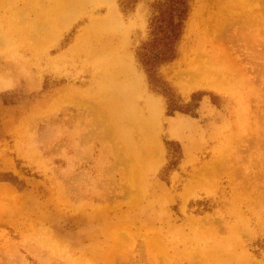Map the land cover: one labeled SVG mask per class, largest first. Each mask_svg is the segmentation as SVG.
<instances>
[{
    "label": "rangeland",
    "instance_id": "rangeland-1",
    "mask_svg": "<svg viewBox=\"0 0 264 264\" xmlns=\"http://www.w3.org/2000/svg\"><path fill=\"white\" fill-rule=\"evenodd\" d=\"M66 1L0 0V264H264V0H190L156 72L195 117L138 64L155 0ZM111 10L142 140L106 121L80 56Z\"/></svg>",
    "mask_w": 264,
    "mask_h": 264
},
{
    "label": "bare ground",
    "instance_id": "bare-ground-1",
    "mask_svg": "<svg viewBox=\"0 0 264 264\" xmlns=\"http://www.w3.org/2000/svg\"><path fill=\"white\" fill-rule=\"evenodd\" d=\"M78 1H81V0H76V2ZM69 2L71 3L73 2V0L72 1L69 0ZM77 4L73 3L71 7ZM67 5H68L67 7H69V4ZM108 14L109 16L107 19L105 18L106 20L101 21V22L96 21L91 26H89L87 29V30L93 29L94 31L97 32V33L95 32L97 34L95 44H98V42H101L102 43L101 46L98 48L99 44L96 45L98 48L96 51H94L93 49H88L90 48L88 47L87 52L83 53V55H80V56L81 57L83 56L85 58L84 61H86V63L87 61H89L90 58H93L95 61L94 63L91 62L92 64L91 65L89 64V67L92 69L93 87H95L98 91V92L96 91L97 92L96 95L98 96L99 100H102V101L105 100L106 105H107L106 107L108 108L107 114H108L109 120H107L106 118V121L108 122L112 120L115 126L117 125L122 126L124 123L123 125L124 128L126 130H129L128 132L131 136L139 137L140 140H142L143 139L142 130H144L143 123L144 122L146 123V119L143 117V113L136 112L135 108L133 107L134 99L139 96V90H140L142 80L140 79L139 77L140 75L137 74L133 66L129 62H128L129 64H126L127 58H128L127 56H125L126 55L125 53V42L126 41L123 40L124 36L117 34L119 38L121 37L119 40V38H117V35L115 34L118 32H115L114 29L118 28L121 34L122 32L124 35L126 33H124V31L122 30L123 28L122 29L120 28L119 23H118V18L114 14V12L111 10V12H109ZM59 17L56 18L58 26H56L55 29H53V27L51 26L52 32L57 37H58L60 30L63 29V26H65V23L67 22V21H63L65 23L61 24ZM52 21L54 20H51L48 22L46 21V22L50 25L53 23ZM96 24L98 26L93 27ZM99 59L101 61H99ZM95 88H94V91H95ZM146 106H147L148 112H150L151 114V118L149 117V121L151 122L150 125H152L153 124L152 116H154L153 112L154 110H156L155 100L148 99ZM106 107H104V109H106ZM111 129L114 130L115 128L111 127L110 130ZM137 142H138L137 143L138 145L141 144L140 143L141 141L138 140Z\"/></svg>",
    "mask_w": 264,
    "mask_h": 264
},
{
    "label": "trees",
    "instance_id": "trees-1",
    "mask_svg": "<svg viewBox=\"0 0 264 264\" xmlns=\"http://www.w3.org/2000/svg\"><path fill=\"white\" fill-rule=\"evenodd\" d=\"M128 5V3H127ZM151 16L148 22V39L136 50V58L148 84L167 101V115L175 112L190 114L200 101L192 97L193 104L182 108L172 90L157 76V68L171 63L177 57V44L184 30V23L190 10V0H155L150 4ZM166 145H171L167 143ZM177 147L178 145L175 144Z\"/></svg>",
    "mask_w": 264,
    "mask_h": 264
}]
</instances>
